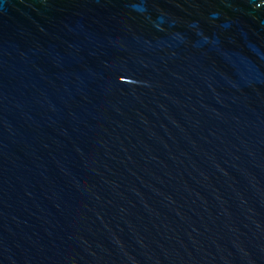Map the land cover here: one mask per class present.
Segmentation results:
<instances>
[{
    "label": "water",
    "instance_id": "obj_1",
    "mask_svg": "<svg viewBox=\"0 0 264 264\" xmlns=\"http://www.w3.org/2000/svg\"><path fill=\"white\" fill-rule=\"evenodd\" d=\"M0 264H264V0H0Z\"/></svg>",
    "mask_w": 264,
    "mask_h": 264
}]
</instances>
